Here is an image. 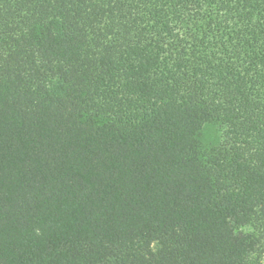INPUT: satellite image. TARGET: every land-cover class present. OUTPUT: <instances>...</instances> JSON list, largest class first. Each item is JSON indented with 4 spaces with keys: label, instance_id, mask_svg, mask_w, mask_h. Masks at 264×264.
<instances>
[{
    "label": "trees",
    "instance_id": "obj_1",
    "mask_svg": "<svg viewBox=\"0 0 264 264\" xmlns=\"http://www.w3.org/2000/svg\"><path fill=\"white\" fill-rule=\"evenodd\" d=\"M264 0H0V264H262Z\"/></svg>",
    "mask_w": 264,
    "mask_h": 264
},
{
    "label": "rangeland",
    "instance_id": "obj_2",
    "mask_svg": "<svg viewBox=\"0 0 264 264\" xmlns=\"http://www.w3.org/2000/svg\"><path fill=\"white\" fill-rule=\"evenodd\" d=\"M262 264H264V259H263V261H262Z\"/></svg>",
    "mask_w": 264,
    "mask_h": 264
}]
</instances>
